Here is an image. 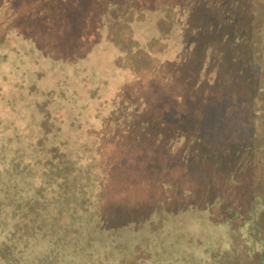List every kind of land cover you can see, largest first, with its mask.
<instances>
[{
  "label": "trees",
  "instance_id": "16d2710c",
  "mask_svg": "<svg viewBox=\"0 0 264 264\" xmlns=\"http://www.w3.org/2000/svg\"><path fill=\"white\" fill-rule=\"evenodd\" d=\"M60 1L103 8L109 22L134 27L139 34L146 35L143 28L160 19L171 24L169 31L156 26L157 36L147 32L163 46L153 58L169 79L163 86L154 83V106L139 87H131V78L122 91L118 83L111 91L106 88L116 98L135 100L131 117L147 123L142 136L134 129L119 131L141 153L133 158L127 148L121 157L150 162L135 176L146 177L154 195L147 211L137 204H126L122 213L113 210L105 201L113 177L98 170L99 161L79 166L85 173L88 169L89 184L106 185L97 190L96 200L83 196V182H88L78 179L72 160L64 169L75 170L61 171L55 203H41L37 191L32 198L20 196L18 182L9 196L0 187V264H95L104 257L102 264H123L136 246L152 252L146 264H219L233 251L234 238L264 264L259 227L264 173L261 183L257 177L260 168L264 171V31L257 11L263 0H164L169 10L157 6L159 0L51 2ZM96 138L101 152L105 140L122 141L117 130H101ZM4 172L0 169V176ZM52 205L56 214L48 210ZM119 214L123 222H112Z\"/></svg>",
  "mask_w": 264,
  "mask_h": 264
},
{
  "label": "rangeland",
  "instance_id": "374dc122",
  "mask_svg": "<svg viewBox=\"0 0 264 264\" xmlns=\"http://www.w3.org/2000/svg\"><path fill=\"white\" fill-rule=\"evenodd\" d=\"M51 1L0 0L4 3L0 6V169H5L4 176H0L3 182L0 187L8 194L18 182L20 196L32 198L37 191L41 203H55L59 198L61 171L78 169V179L88 182H83L87 187L83 196L96 200L104 182L89 184L88 169L85 173L79 166L87 168L89 162L99 161L98 170L109 171L113 177L105 198L112 209L122 213L126 204H137L147 211L154 193L148 179L135 174L151 164H135V160L121 157L127 148L132 157L141 153L131 148L134 145L129 135L119 133L134 129L140 135L147 123L142 125L136 121L138 116L131 117L130 109L138 106L135 100L116 98L106 88L111 91L118 83L122 91L126 89V79L131 78V87H139L140 93L149 98L151 107L154 106V83L163 86L169 79L153 58L154 52L163 46L153 41L155 37L147 36V32L156 35V26L157 31H169L171 24L160 19L153 26L138 25L148 30L146 35L139 34L134 27L109 22L110 14L101 13L103 8ZM159 3L169 10L167 1L159 0L157 6ZM261 4L257 11L264 31V0ZM127 101L135 104L130 106ZM102 124L106 127L102 128ZM97 129L111 133L117 130L121 143L105 140L101 152ZM126 139L129 143H124ZM67 160L75 161V169H64ZM263 173L260 168L258 183L262 182ZM67 175L71 177V173ZM83 184L71 186L77 188ZM126 200L129 203H124ZM53 207L48 210L56 214ZM124 219L121 214L113 215L112 222ZM259 227L264 236V215L260 217ZM29 231V234L37 233V229ZM232 245L233 251L223 256L219 264H257L260 260L259 254L248 255L243 241L234 238ZM151 259L150 250L136 246L133 258L123 264H146ZM104 260L106 257L95 264Z\"/></svg>",
  "mask_w": 264,
  "mask_h": 264
}]
</instances>
